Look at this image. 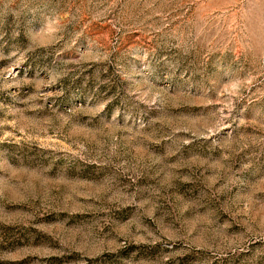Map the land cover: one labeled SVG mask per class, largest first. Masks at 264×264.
I'll list each match as a JSON object with an SVG mask.
<instances>
[{
	"label": "rangeland",
	"instance_id": "obj_1",
	"mask_svg": "<svg viewBox=\"0 0 264 264\" xmlns=\"http://www.w3.org/2000/svg\"><path fill=\"white\" fill-rule=\"evenodd\" d=\"M0 264H264V0H0Z\"/></svg>",
	"mask_w": 264,
	"mask_h": 264
}]
</instances>
